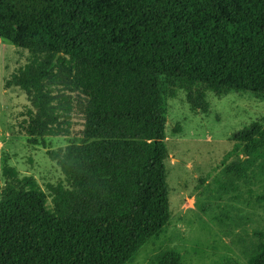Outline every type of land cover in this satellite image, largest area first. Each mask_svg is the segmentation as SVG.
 Instances as JSON below:
<instances>
[{"label": "trees", "instance_id": "trees-1", "mask_svg": "<svg viewBox=\"0 0 264 264\" xmlns=\"http://www.w3.org/2000/svg\"><path fill=\"white\" fill-rule=\"evenodd\" d=\"M0 39L29 54L5 86L31 104L32 145L83 120L79 143L48 153L69 189L2 168L0 264H127L170 219L167 99L204 114L207 94L264 101V0H0ZM259 132L233 141L262 157ZM247 264H264V237Z\"/></svg>", "mask_w": 264, "mask_h": 264}, {"label": "rangeland", "instance_id": "rangeland-1", "mask_svg": "<svg viewBox=\"0 0 264 264\" xmlns=\"http://www.w3.org/2000/svg\"><path fill=\"white\" fill-rule=\"evenodd\" d=\"M28 59L26 51L0 39V188L6 181L2 168L8 165L19 177L32 176L49 195L48 185L70 186L48 153L79 143L83 120L73 117L68 136L30 143L25 127L31 104L19 88L5 86ZM207 102L204 114L191 110L183 91L167 99L170 219L127 264H150L170 250L181 254L185 264H247L264 237V154L247 155L245 146L233 141L254 123L264 133V101L231 93L221 99L207 94Z\"/></svg>", "mask_w": 264, "mask_h": 264}]
</instances>
